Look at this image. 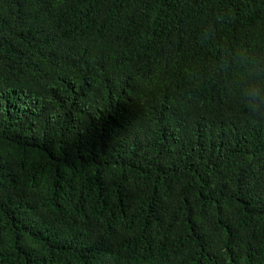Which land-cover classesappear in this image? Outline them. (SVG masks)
Wrapping results in <instances>:
<instances>
[{
  "label": "trees",
  "instance_id": "1",
  "mask_svg": "<svg viewBox=\"0 0 264 264\" xmlns=\"http://www.w3.org/2000/svg\"><path fill=\"white\" fill-rule=\"evenodd\" d=\"M237 45L264 0H0V264H264Z\"/></svg>",
  "mask_w": 264,
  "mask_h": 264
},
{
  "label": "clouds",
  "instance_id": "2",
  "mask_svg": "<svg viewBox=\"0 0 264 264\" xmlns=\"http://www.w3.org/2000/svg\"><path fill=\"white\" fill-rule=\"evenodd\" d=\"M222 20V15L217 14L210 25L201 28V44L215 38L216 25ZM219 56L217 69L227 77L226 94L234 97L250 117L264 120V53L256 52L248 45H237L222 49Z\"/></svg>",
  "mask_w": 264,
  "mask_h": 264
}]
</instances>
